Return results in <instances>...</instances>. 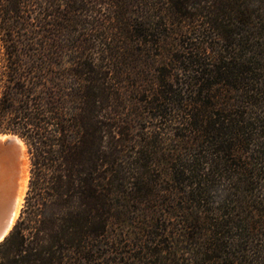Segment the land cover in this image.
Listing matches in <instances>:
<instances>
[{"label": "trees", "instance_id": "1", "mask_svg": "<svg viewBox=\"0 0 264 264\" xmlns=\"http://www.w3.org/2000/svg\"><path fill=\"white\" fill-rule=\"evenodd\" d=\"M0 44V264H264V0H0Z\"/></svg>", "mask_w": 264, "mask_h": 264}, {"label": "water", "instance_id": "2", "mask_svg": "<svg viewBox=\"0 0 264 264\" xmlns=\"http://www.w3.org/2000/svg\"><path fill=\"white\" fill-rule=\"evenodd\" d=\"M20 137L16 133H2L0 134V167L8 166L9 173L6 175L10 186L9 196L11 199L10 207L5 214H0V242L10 233L16 220L15 216V201L19 191V180L21 172V149H20ZM13 202V204H12Z\"/></svg>", "mask_w": 264, "mask_h": 264}, {"label": "bare ground", "instance_id": "3", "mask_svg": "<svg viewBox=\"0 0 264 264\" xmlns=\"http://www.w3.org/2000/svg\"><path fill=\"white\" fill-rule=\"evenodd\" d=\"M19 138L20 149H21V172H20V180H19V191L18 195L15 199V216L14 220L19 216L21 208L23 206L24 197L27 192L28 182H29V157L27 152V145L21 137ZM9 173L8 166L0 167V214H5L10 207V196H9V186L10 183L6 178ZM12 202V204H13Z\"/></svg>", "mask_w": 264, "mask_h": 264}, {"label": "rangeland", "instance_id": "4", "mask_svg": "<svg viewBox=\"0 0 264 264\" xmlns=\"http://www.w3.org/2000/svg\"><path fill=\"white\" fill-rule=\"evenodd\" d=\"M1 53H2V48H1V44H0V56H1ZM2 133H5V132H0V134H2ZM7 133H14V132H7ZM17 134V133H16ZM19 135V134H18ZM20 136V135H19ZM21 137V136H20ZM22 138V137H21ZM23 139V138H22ZM25 142V141H24ZM27 152H28V148H27ZM28 157H29V182H28V188H27V192H26V194H25V197H24V202H23V206H22V208H21V211H22V209H23V207H24V204H25V201H26V196H27V193H28V189H29V183H30V177H31V163H30V155H29V152H28ZM21 211H20V214H21ZM20 214H19V216H20ZM18 216V217H19Z\"/></svg>", "mask_w": 264, "mask_h": 264}, {"label": "snow or ice", "instance_id": "5", "mask_svg": "<svg viewBox=\"0 0 264 264\" xmlns=\"http://www.w3.org/2000/svg\"><path fill=\"white\" fill-rule=\"evenodd\" d=\"M3 237H0V239H2Z\"/></svg>", "mask_w": 264, "mask_h": 264}]
</instances>
